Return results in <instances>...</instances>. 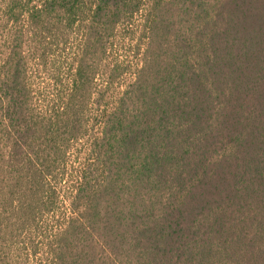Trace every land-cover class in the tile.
Returning <instances> with one entry per match:
<instances>
[{
  "label": "trees",
  "instance_id": "trees-1",
  "mask_svg": "<svg viewBox=\"0 0 264 264\" xmlns=\"http://www.w3.org/2000/svg\"><path fill=\"white\" fill-rule=\"evenodd\" d=\"M2 4L0 264L18 243L33 264H264V0ZM136 16L134 78L103 102ZM75 30L65 71L48 70Z\"/></svg>",
  "mask_w": 264,
  "mask_h": 264
},
{
  "label": "rangeland",
  "instance_id": "rangeland-1",
  "mask_svg": "<svg viewBox=\"0 0 264 264\" xmlns=\"http://www.w3.org/2000/svg\"><path fill=\"white\" fill-rule=\"evenodd\" d=\"M3 6L4 4H2L0 7V15L2 13ZM2 20H4V18H1L0 16V61L7 50L8 43L6 40L8 37V33L11 30L10 28L14 27L13 21L7 22L6 19L4 21ZM141 22V17L136 16L130 22L121 24L117 30L112 49H110L111 51L108 57V62H120L122 64V67L125 68V71L118 77L117 81L108 88V90L106 91V95L103 98V102H111L115 98L117 92L120 91L128 82H130L134 78V73L140 62L141 50L145 42ZM77 32L78 31L75 30V33L71 34V36H73L71 39V42H73V44H69L68 48L64 49L61 45H59L58 47L53 44L51 45L50 48H52V50L49 49L51 53H49L50 57L48 59V70H55L58 72V69L60 67L63 72L65 71V68H67L68 65L66 63V59L69 58L71 51L73 50L74 46H76L74 45L75 42H79L80 40V37L77 38ZM30 50L31 49L29 45L27 52L29 51L30 56H32V51ZM31 65L34 69L33 73L31 74V79L37 93H40V96L42 95V97L45 95L51 96V88L49 86V83L52 85V81H49V79L45 78V76H48V73L46 74L42 71H38L34 60L31 61ZM101 74L104 73L102 72ZM104 83L105 81L102 75H99L98 85L102 86V84L104 85ZM84 146L85 145L83 144V141L77 142L74 145V147L77 148L74 152L75 155L71 157V161L74 167H77L79 162L83 160V153L81 150ZM77 156H79V159H76ZM65 209L66 208H64V206H60L61 212H65ZM36 239V241L39 240L38 236H36ZM16 246L17 247L13 248L11 252V255L13 256V260L11 261L12 264H33L34 261L38 260V258H31V256L27 255V249L25 248V246H21L20 243H18Z\"/></svg>",
  "mask_w": 264,
  "mask_h": 264
}]
</instances>
